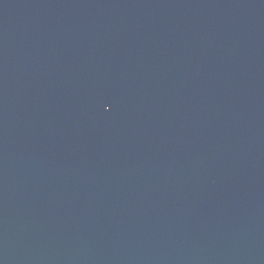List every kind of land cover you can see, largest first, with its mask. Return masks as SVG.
<instances>
[{
  "label": "water",
  "instance_id": "1",
  "mask_svg": "<svg viewBox=\"0 0 264 264\" xmlns=\"http://www.w3.org/2000/svg\"><path fill=\"white\" fill-rule=\"evenodd\" d=\"M0 264H264V0H0Z\"/></svg>",
  "mask_w": 264,
  "mask_h": 264
}]
</instances>
